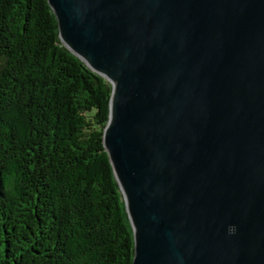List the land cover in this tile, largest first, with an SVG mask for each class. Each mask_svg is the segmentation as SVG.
Here are the masks:
<instances>
[{
  "label": "water",
  "instance_id": "water-1",
  "mask_svg": "<svg viewBox=\"0 0 264 264\" xmlns=\"http://www.w3.org/2000/svg\"><path fill=\"white\" fill-rule=\"evenodd\" d=\"M47 2L112 87L132 264H264V0Z\"/></svg>",
  "mask_w": 264,
  "mask_h": 264
},
{
  "label": "trees",
  "instance_id": "trees-1",
  "mask_svg": "<svg viewBox=\"0 0 264 264\" xmlns=\"http://www.w3.org/2000/svg\"><path fill=\"white\" fill-rule=\"evenodd\" d=\"M111 91L47 0H0V264H132L103 145Z\"/></svg>",
  "mask_w": 264,
  "mask_h": 264
},
{
  "label": "bare ground",
  "instance_id": "bare-ground-1",
  "mask_svg": "<svg viewBox=\"0 0 264 264\" xmlns=\"http://www.w3.org/2000/svg\"><path fill=\"white\" fill-rule=\"evenodd\" d=\"M115 101H116V95L114 93L113 96H112V100H111L112 108L114 107Z\"/></svg>",
  "mask_w": 264,
  "mask_h": 264
}]
</instances>
